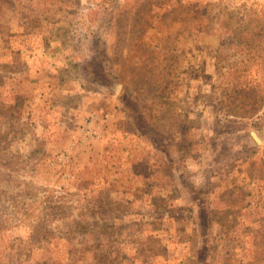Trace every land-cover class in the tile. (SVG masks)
Instances as JSON below:
<instances>
[{"label":"rangeland","instance_id":"374dc122","mask_svg":"<svg viewBox=\"0 0 264 264\" xmlns=\"http://www.w3.org/2000/svg\"><path fill=\"white\" fill-rule=\"evenodd\" d=\"M0 264H264V0H0Z\"/></svg>","mask_w":264,"mask_h":264},{"label":"trees","instance_id":"16d2710c","mask_svg":"<svg viewBox=\"0 0 264 264\" xmlns=\"http://www.w3.org/2000/svg\"><path fill=\"white\" fill-rule=\"evenodd\" d=\"M201 204V203H200ZM200 208H202L201 206H200ZM209 244H208V242H204V244H203V247L201 248V250L200 251H207L208 252V254L210 255V252H209ZM199 251V252H200ZM197 258H198V253H197Z\"/></svg>","mask_w":264,"mask_h":264}]
</instances>
